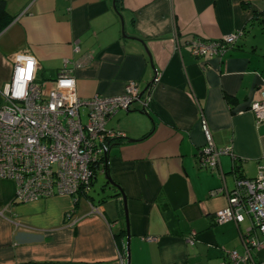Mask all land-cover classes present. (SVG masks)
<instances>
[{"label": "crops", "instance_id": "crops-1", "mask_svg": "<svg viewBox=\"0 0 264 264\" xmlns=\"http://www.w3.org/2000/svg\"><path fill=\"white\" fill-rule=\"evenodd\" d=\"M4 1L12 20L0 32V106L18 52L36 59L40 80L67 60L80 98L119 95L133 80L150 101L109 119L124 136L77 200L16 202L14 182L0 178V264H126L120 191L130 264H228L227 251L242 253L245 239L259 242L250 254L264 263V235L251 218L216 223L226 196L210 195L264 167V123L248 110L264 98V28L252 19L264 0H121L119 10L115 0ZM237 30L242 35L221 57L190 53L195 38ZM202 118L214 145L231 148L215 169L200 164Z\"/></svg>", "mask_w": 264, "mask_h": 264}, {"label": "built area", "instance_id": "built-area-1", "mask_svg": "<svg viewBox=\"0 0 264 264\" xmlns=\"http://www.w3.org/2000/svg\"><path fill=\"white\" fill-rule=\"evenodd\" d=\"M242 35L231 32L219 39L195 38L189 42L194 57L223 56ZM74 51L79 47L74 45ZM12 68L8 83L1 95L0 106V178L14 182V200L24 203L56 195H67L77 200L85 193L94 178L96 163L108 151L110 143L123 137L107 123L119 110L127 109L139 96L138 83L129 81L116 96L94 95L80 98L75 78L65 60L57 75L38 79V63L25 52L11 57ZM31 66L30 76H21V70ZM158 75L152 83L157 82ZM61 81L68 83L61 87ZM22 95L17 96V91ZM150 101L149 90L140 99L142 107ZM256 122L264 123V98L248 107ZM205 144L199 160L204 167L215 169L222 155H232L231 148H217L206 121L201 119ZM223 193L226 205L214 214L216 223L233 221L238 224L247 215L264 235V167L252 179L237 178L231 191L216 188L210 195ZM91 213H99L90 205ZM146 239H152L146 237ZM244 251L229 250L228 264H264L255 262L251 248H258L255 239L243 241Z\"/></svg>", "mask_w": 264, "mask_h": 264}, {"label": "trees", "instance_id": "trees-1", "mask_svg": "<svg viewBox=\"0 0 264 264\" xmlns=\"http://www.w3.org/2000/svg\"><path fill=\"white\" fill-rule=\"evenodd\" d=\"M115 4L117 10L121 9V0H115ZM252 19L257 20L258 23L262 25V28H264V11L254 14ZM11 20L12 16H10L7 11L5 1L0 0V32L11 22ZM112 142L110 143V145L112 144ZM103 160L104 158L101 157L100 160L96 163V169H98L99 166H103ZM95 173L96 171L94 170V176Z\"/></svg>", "mask_w": 264, "mask_h": 264}, {"label": "water", "instance_id": "water-1", "mask_svg": "<svg viewBox=\"0 0 264 264\" xmlns=\"http://www.w3.org/2000/svg\"><path fill=\"white\" fill-rule=\"evenodd\" d=\"M114 9H116V5L115 2L113 4ZM141 93H139L138 99L136 101L140 102L141 99ZM144 109V108H143ZM127 141H132V140H127ZM107 154L108 152H105L103 154V158L106 161L107 159ZM104 177L105 179L108 181V183L113 186L116 187L119 191L120 188L117 186V184H115L111 178L107 175L106 171L104 172ZM121 193V199L118 201V206H119V213L121 216H124L125 218V224H126V264H130V252H129V231H128V221H127V211H126V198L124 196V194L122 193V191H120Z\"/></svg>", "mask_w": 264, "mask_h": 264}, {"label": "clouds", "instance_id": "clouds-1", "mask_svg": "<svg viewBox=\"0 0 264 264\" xmlns=\"http://www.w3.org/2000/svg\"><path fill=\"white\" fill-rule=\"evenodd\" d=\"M30 73H31V66L30 65H29L27 71H25L23 69L21 70V76H30ZM68 83H70V82H68ZM68 83H66L64 81H61V87H67L68 86ZM22 94L23 93L20 90H18L17 93H16L17 96H20Z\"/></svg>", "mask_w": 264, "mask_h": 264}, {"label": "rangeland", "instance_id": "rangeland-1", "mask_svg": "<svg viewBox=\"0 0 264 264\" xmlns=\"http://www.w3.org/2000/svg\"><path fill=\"white\" fill-rule=\"evenodd\" d=\"M92 192V191H91Z\"/></svg>", "mask_w": 264, "mask_h": 264}]
</instances>
